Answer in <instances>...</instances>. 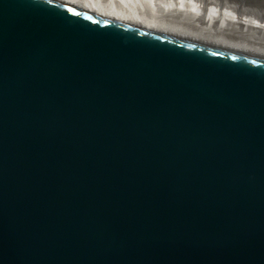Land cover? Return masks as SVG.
<instances>
[{
    "label": "water",
    "instance_id": "obj_1",
    "mask_svg": "<svg viewBox=\"0 0 264 264\" xmlns=\"http://www.w3.org/2000/svg\"><path fill=\"white\" fill-rule=\"evenodd\" d=\"M0 264H264V57L0 0Z\"/></svg>",
    "mask_w": 264,
    "mask_h": 264
},
{
    "label": "bare ground",
    "instance_id": "obj_2",
    "mask_svg": "<svg viewBox=\"0 0 264 264\" xmlns=\"http://www.w3.org/2000/svg\"><path fill=\"white\" fill-rule=\"evenodd\" d=\"M67 1L83 10L128 24L264 57V0ZM170 11H174L173 14L170 15ZM204 19L212 26L204 23Z\"/></svg>",
    "mask_w": 264,
    "mask_h": 264
},
{
    "label": "rangeland",
    "instance_id": "obj_3",
    "mask_svg": "<svg viewBox=\"0 0 264 264\" xmlns=\"http://www.w3.org/2000/svg\"><path fill=\"white\" fill-rule=\"evenodd\" d=\"M231 1H232V0H231ZM255 2H256V1H255ZM251 7H252V6H251ZM173 12H174V11H170L169 14L171 15V14H173ZM201 21H203V20H201ZM203 22H204V23H207V24H210V25L212 24L211 22L209 23L208 20L205 21V19H204ZM211 26H212V25H211Z\"/></svg>",
    "mask_w": 264,
    "mask_h": 264
}]
</instances>
